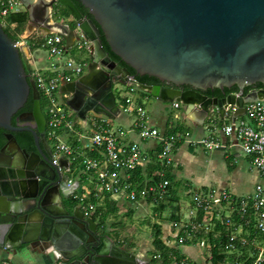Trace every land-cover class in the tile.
<instances>
[{
	"label": "water",
	"instance_id": "obj_1",
	"mask_svg": "<svg viewBox=\"0 0 264 264\" xmlns=\"http://www.w3.org/2000/svg\"><path fill=\"white\" fill-rule=\"evenodd\" d=\"M19 0L28 15L21 39L37 31L40 37L60 36L67 50L73 44L70 26L55 20L59 8L91 42L86 72L71 82L61 81L58 93L77 121L89 115L114 119L119 113V87L137 90L163 103H180L187 118L202 127L206 120L223 119L234 105V117L244 105L264 102V0ZM125 67L111 60L100 44ZM11 40L0 25V248L27 246L49 251L56 264H148L100 236L92 215L84 217L68 202L78 183L68 185L69 164L59 168L43 159L45 117L40 96L30 75L28 49ZM129 67L134 71L132 75ZM135 76L157 79L146 86ZM255 84L243 95L244 88ZM238 94L212 98L207 90L232 87ZM185 87L188 89L184 90ZM32 100L31 111L12 118ZM30 134L34 151L28 153L14 138ZM52 159V158H51Z\"/></svg>",
	"mask_w": 264,
	"mask_h": 264
},
{
	"label": "built area",
	"instance_id": "obj_2",
	"mask_svg": "<svg viewBox=\"0 0 264 264\" xmlns=\"http://www.w3.org/2000/svg\"><path fill=\"white\" fill-rule=\"evenodd\" d=\"M21 11L24 9L19 0H0L2 28L7 27L5 19L9 14ZM72 32L74 39L71 47L89 56L91 42L77 26ZM30 38H20L16 44L27 49H42L46 53L45 69L30 67L29 77L34 81L40 99L45 102V135L53 145L52 164L63 172L58 163L59 158H63L69 164L67 173L80 169L81 172L75 176L78 179L85 177L91 187L90 192L71 196L79 202L78 207L84 217L92 215L94 210L92 204L85 203L89 196L97 200L98 196L107 194L122 197L131 204L146 202L151 206L165 202L171 197L170 182L165 175L172 168L176 146L185 142L206 150L220 147V143L212 137L193 141L187 131L161 135L150 125L144 103L134 98L137 88L127 86L131 96L123 100L119 110L133 116L132 130L139 140L154 141L157 148L146 153L137 143H123L121 139L129 130L113 128L111 119L102 115H89L86 122L90 125L91 134L83 146L85 153H78L62 141L64 131L71 127V120L58 88L61 81L71 82L82 76L87 64L67 58L69 48H64L63 39L56 34ZM170 106L178 110L180 103L173 101ZM235 110L234 105L225 109L223 118L230 123L221 128V134L232 137L238 143L241 152L251 158L252 167L264 178V102L245 104L244 114L239 117H234ZM172 119H178L176 114ZM147 164L156 165L157 170L149 178H143L142 182L136 181L135 172L138 168L142 171ZM76 179L69 176L68 185L77 182L79 187V180ZM185 195L188 197L186 207L179 210L177 221L171 223L172 239L165 242L170 264H196L186 254L188 247L208 251L207 259L210 261L215 244H219L218 255L223 256L218 264H264V187L257 185L251 194L244 197L211 188L191 189L185 191ZM219 228L222 230L219 231ZM0 264L12 263L0 259Z\"/></svg>",
	"mask_w": 264,
	"mask_h": 264
},
{
	"label": "crops",
	"instance_id": "obj_3",
	"mask_svg": "<svg viewBox=\"0 0 264 264\" xmlns=\"http://www.w3.org/2000/svg\"><path fill=\"white\" fill-rule=\"evenodd\" d=\"M32 35V38H35L37 36H40V33L36 32ZM21 37L22 34H20L19 39ZM28 51L31 57L30 67L36 69H45V67L47 66L46 53H41L38 52V50H33V47H30ZM35 53H38L39 56H35ZM73 59H82L85 60L86 64H88L87 62H89L90 57L87 55L83 58H79L76 55L73 56ZM85 72L86 69L84 73ZM47 75L50 77L52 76V74ZM140 97V93H136L134 95V98L137 101L144 103V107L146 109V103L142 101ZM154 100H156V103L154 104L153 111L156 112V114H151V112H149L147 109L146 111L149 116L150 125L156 128L161 135L167 136L166 134L172 130H176L175 132L187 131L190 133L193 141H197L201 138L212 137L220 143V147L218 149L206 150L202 147H199L198 145H192L184 142L177 146L174 150L173 165L172 168L168 170V173L171 176V182L168 180L171 185V197L169 199H171V201L174 200L176 204H184L182 205V207H179V210H184L187 203L186 201L183 202L181 200H178V197L180 196L179 193H181L182 190L185 192L186 189L211 188L213 190H216L217 192H228L235 197H244L251 194L257 185L264 187L262 184L258 183L260 179L264 180V178H261L257 170L252 167L251 158L241 152L238 143L232 137H225L221 134V128L228 125L230 123V120L226 118H223L222 120H219V118H216L215 120L209 119L205 121L202 127L196 126L191 120L187 118L186 114L184 113V109L181 107L178 109L176 114V116L178 117L177 120L174 121L172 118L163 119L162 113L166 110L165 105L170 106L171 103H163L155 98ZM69 114L71 127L64 131L62 135V141L65 145L76 150L78 153L83 154L85 153V151L83 150V146L91 134L90 125L86 121H77L76 119H74V116L70 112ZM113 120H117L118 122L116 128L129 130L128 134L121 139L123 143H137L146 153H149L150 150L157 148V144H155L154 141L141 142L139 140L136 132L132 130V124L134 121L133 116H129L120 112L114 119H111V122ZM170 121H173V125H170ZM156 170L157 168H155V165L147 164L142 169L141 175L144 178H149L153 171ZM147 172L151 173L149 174ZM74 179H76V181L79 180V187L74 192L75 194L91 191L90 184L85 179V177L82 176V178L79 177L78 179V177L74 176ZM243 181L253 183L255 185L254 189L251 191L249 189L247 191H243V189H245V187L242 185ZM105 201L106 200L104 199V195L98 196L96 207L102 208L104 211L107 204ZM107 202L108 204H110V206L114 205V207H116V213L124 211V207L128 204H131L124 200L122 197L116 196H110V198L107 199ZM140 204L148 203L140 202ZM161 205H165V203ZM153 206L158 208L157 204ZM177 219L178 212L176 213V217L173 219V221H158L156 223L160 226V233L157 238L160 241L159 243L162 245V249L163 247L166 249L164 255L160 254L161 256L159 258L156 257L157 254L146 258L144 255V253L146 252L145 249H138L137 251L132 252L130 249L122 247L120 243H123L124 241L121 242V240H118L117 224L111 223L108 225L107 223H104V226L106 229L107 237L116 246L133 255L135 258L147 262L148 264H170V262L168 261L169 249L165 246V242L166 240L168 241L172 239L171 236L173 235V228L171 227V223L177 221ZM95 221L98 222L99 220L95 219ZM220 230L222 229L219 228V231ZM153 247L155 249V246ZM186 254L196 264H212L213 261V256L210 261L207 259L208 251L203 252L195 247L186 248ZM0 259L8 260L12 264L57 263L55 262L54 257H52L49 251L43 252L37 248L32 249L28 248L27 246L10 251H4L0 248Z\"/></svg>",
	"mask_w": 264,
	"mask_h": 264
},
{
	"label": "rangeland",
	"instance_id": "obj_4",
	"mask_svg": "<svg viewBox=\"0 0 264 264\" xmlns=\"http://www.w3.org/2000/svg\"><path fill=\"white\" fill-rule=\"evenodd\" d=\"M55 20L57 21H62L64 23H69L66 18H65V13L59 11L58 14H55ZM72 25V24H70ZM25 25L22 27V31H24ZM33 36V35H32ZM31 36V37H32ZM40 50V51H39ZM38 52L43 53L44 50L39 49ZM78 56L80 57H85L87 54L84 51L77 50L75 47L69 48L67 52V58H73V56ZM35 56H39L38 53H35ZM75 60V59H74ZM76 62L80 63H86L85 60H75ZM88 63V62H87ZM33 69V68H32ZM130 93L128 92L126 87H119L118 91L115 93V100L116 104L118 106L123 105V100L125 98L130 97ZM145 98V100H144ZM142 101L146 103V109L151 112V114H156V112L153 111L154 104L156 103V100H154L153 97L149 95H144L140 97ZM165 105V104H164ZM40 106L41 110L45 112V102L44 100H40ZM165 111L162 113V118L167 119V118H173L175 114H177L178 110H174L170 108V106L165 105ZM67 114L69 115V112L67 109H65ZM118 125L117 120H113L111 122V126L113 128H116ZM80 170V169H79ZM76 170L69 172L68 175L70 177H74L75 174H79L81 171ZM254 173V172H252ZM264 186V180L260 179L259 182ZM245 189L243 191H247L248 189L251 191L254 189V184L245 182L243 181L242 184ZM191 189H186L185 191H188ZM244 193V192H243ZM179 199L181 201H188V197L185 195V192L182 190L181 193H179ZM68 202H72L69 200ZM180 203V202H179ZM182 205H184L182 203ZM182 205L176 204V202L171 199H168L165 207L162 211H159L156 209L155 206H151L149 204H128L127 206L124 207V211H121L120 213H116L115 215H109L105 219V223L108 225L111 223H115L118 226L117 229V234H118V240L124 241L123 243H120L122 247L130 249L132 252L137 251L138 249H145V257H151L154 254H160L161 253V244H157L156 240L154 238L155 234L157 233L156 227L160 228L159 225L156 223L158 221H173L172 217H176V213L179 212V207H182ZM158 207V206H157ZM178 210V211H177ZM131 212V213H130ZM160 231V230H159ZM155 246V249L154 247ZM156 247H160V250L157 249Z\"/></svg>",
	"mask_w": 264,
	"mask_h": 264
},
{
	"label": "trees",
	"instance_id": "obj_5",
	"mask_svg": "<svg viewBox=\"0 0 264 264\" xmlns=\"http://www.w3.org/2000/svg\"><path fill=\"white\" fill-rule=\"evenodd\" d=\"M75 5L77 6V8L79 9V11L82 13L83 16H87L88 18L90 16H88L87 14V11L79 4V2L77 0H72ZM59 11L61 12H64L65 13V18L66 20L69 22L67 23L71 29H74L75 28V24L74 22L69 18L68 14L65 12V10H63L62 8H59ZM6 22H7V27H5L3 30L5 31V33L7 34V36L15 41V42H18L20 39H19V36L20 34L23 33V31L21 30L22 27L24 25H26L27 21H28V15L25 11H21V12H18V13H11L9 14L7 17H6ZM64 23V22H63ZM72 24V25H70ZM28 40H31V38H28ZM100 44L102 45L103 49L106 51V53L108 54L109 58L111 60H113L115 63L117 64H120L122 66L125 67V65L117 58L115 57L109 50L103 36L101 35L100 36ZM127 70L132 74L134 75V71H132L129 67H127ZM28 80L31 81V78L29 77ZM135 80L137 83L139 84H142V85H146V86H154V85H160L159 81L153 77H148V76H135ZM257 88H263L262 85L260 84H257ZM188 89V87H185L184 90ZM248 90L249 88H245V92L244 94L248 93ZM225 92H237L238 89L234 86L230 89H224ZM136 92L137 93H140V96H144L146 95L145 92H142V91H139L136 89ZM212 92L213 93H216V94H219V90L217 89H214L212 91L210 90H207L206 92H204L205 95H207L208 97H212ZM148 95V94H147ZM42 100V99H40ZM31 107H32V100L31 98L29 97L27 102L25 103L24 107L17 113L19 114L21 111H31ZM43 112V111H42ZM16 114V115H17ZM16 115L12 118V121H11V124L12 125H15V118H16ZM176 130H172L170 131L169 133H167L166 135H170L172 133H174ZM179 131V130H178ZM181 131V130H180ZM14 138L16 139L17 143L21 146V147H25V148H31L32 146V138L29 134H26V133H15L14 135ZM5 140H4V132L3 130L0 129V148L3 146ZM179 146V145H177ZM176 146V147H177ZM155 168H157V166L155 165ZM154 170V169H153ZM147 173H151V172H147ZM148 174V175H149ZM135 179L136 181L138 182H142L143 180V176L141 175V170L138 168L137 171L135 172ZM165 178L167 180H169L171 182V176L169 175L168 171L166 172V175H165ZM170 188H171V185H170ZM171 190V189H170ZM110 196L105 194L104 195V199L106 200L105 202L107 203L106 204V207H105V210L103 211L102 208H99V207H96L97 205V200L92 198L91 196H89L86 200H85V203L88 204H92V206L94 207V210H93V214H92V217L93 219L95 220H99L101 224L104 223L105 219L109 216V215H115L116 212H117V209L116 207H114V205L110 206V204H108L107 202V199H109ZM168 199H166L165 202H160V203H157L158 205V209L159 211L163 210V208L165 207V205H161V204H166ZM71 203H72V206L75 205V206H78L79 205V202L74 200L73 197H71ZM175 217H172V219H174ZM157 229V233L155 234V240H156V243L157 244H160L157 236L159 235L160 233V229L158 227H156ZM219 247V244H215L214 246H212V256H213V261H212V264H218V262H220L222 260V257L218 255V248ZM157 249L160 250V247H156ZM166 249L163 247H161V255L165 253ZM168 264V263H167Z\"/></svg>",
	"mask_w": 264,
	"mask_h": 264
},
{
	"label": "flooded vegetation",
	"instance_id": "obj_6",
	"mask_svg": "<svg viewBox=\"0 0 264 264\" xmlns=\"http://www.w3.org/2000/svg\"><path fill=\"white\" fill-rule=\"evenodd\" d=\"M37 33H40V32H38L37 31ZM100 40V39H99ZM108 55V54H107ZM109 57V56H108ZM120 65V64H119ZM121 67H124V66H122V65H120ZM153 86V85H152ZM155 86V85H154ZM262 89V88H257V84H255V85H253L252 87H250L249 88V90H248V92L249 91H251L252 89ZM243 92V94H244V92H245V88L242 90ZM229 94H238V91L237 92H225V91H223V92H219V94H216V93H213L212 92V98H222L224 95H229ZM205 95V94H204ZM207 96V95H206ZM22 112H29V111H21L20 113H22ZM18 115V114H17ZM17 115H16V117H17ZM44 117H45V115H44ZM45 122H46V118H45ZM28 122L27 121H17V123L15 122V125H18V126H26V124H27ZM4 132V131H3ZM5 133V132H4ZM18 133H26V134H29V133H27V132H18ZM17 134V133H16ZM30 135V134H29ZM21 147V146H20ZM22 149L24 148V149H26L27 150V152L28 153H31L32 151H34V147H33V142H32V146H31V148H25V147H21ZM41 148H42V153H43V159H44V161L45 162H47V163H50V164H52V156H53V145L51 144V142L46 138V135H45V130H44V145H41ZM53 165V164H52ZM60 173H62V172H60ZM70 200H71V198H70ZM72 207H77L78 208V210L80 211V212H82L81 211V209L78 207V206H75V205H73ZM83 213V212H82ZM95 221V220H94ZM96 222V224H97V229H98V232H99V235L100 236H106L107 237V234H106V229H105V221H104V223L103 224H101L100 223V221H95Z\"/></svg>",
	"mask_w": 264,
	"mask_h": 264
}]
</instances>
